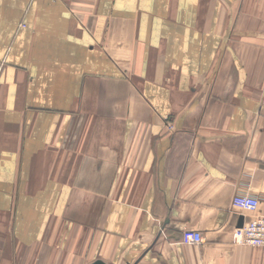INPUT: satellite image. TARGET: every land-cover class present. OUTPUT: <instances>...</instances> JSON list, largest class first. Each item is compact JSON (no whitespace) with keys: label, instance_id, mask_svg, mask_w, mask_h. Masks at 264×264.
I'll return each mask as SVG.
<instances>
[{"label":"crops","instance_id":"crops-1","mask_svg":"<svg viewBox=\"0 0 264 264\" xmlns=\"http://www.w3.org/2000/svg\"><path fill=\"white\" fill-rule=\"evenodd\" d=\"M239 194L264 0H0V264H264Z\"/></svg>","mask_w":264,"mask_h":264},{"label":"built area","instance_id":"built-area-1","mask_svg":"<svg viewBox=\"0 0 264 264\" xmlns=\"http://www.w3.org/2000/svg\"><path fill=\"white\" fill-rule=\"evenodd\" d=\"M260 201L258 198L239 194L233 199V207L252 213V219L234 231V240L240 245L264 248V215L257 214ZM183 242L187 245L201 244L204 241L199 231L186 230Z\"/></svg>","mask_w":264,"mask_h":264},{"label":"water","instance_id":"water-1","mask_svg":"<svg viewBox=\"0 0 264 264\" xmlns=\"http://www.w3.org/2000/svg\"><path fill=\"white\" fill-rule=\"evenodd\" d=\"M95 264H104V263H102V262L98 261V262H96Z\"/></svg>","mask_w":264,"mask_h":264}]
</instances>
